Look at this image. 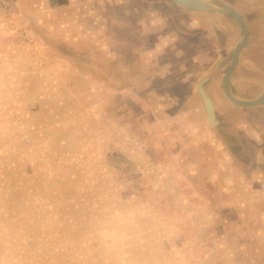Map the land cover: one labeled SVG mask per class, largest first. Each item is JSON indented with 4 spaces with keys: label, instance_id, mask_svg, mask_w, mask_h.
I'll return each instance as SVG.
<instances>
[{
    "label": "rangeland",
    "instance_id": "rangeland-1",
    "mask_svg": "<svg viewBox=\"0 0 264 264\" xmlns=\"http://www.w3.org/2000/svg\"><path fill=\"white\" fill-rule=\"evenodd\" d=\"M118 1L0 0V264H264V157L196 89L218 119V14Z\"/></svg>",
    "mask_w": 264,
    "mask_h": 264
},
{
    "label": "flooded vegetation",
    "instance_id": "flooded-vegetation-1",
    "mask_svg": "<svg viewBox=\"0 0 264 264\" xmlns=\"http://www.w3.org/2000/svg\"><path fill=\"white\" fill-rule=\"evenodd\" d=\"M240 3L249 2L219 0L217 6L214 5L218 11H211L218 14V24L216 22L213 29L218 43V136L234 153L250 150L262 152L264 156V102L242 106L234 101L253 100L264 92V21L255 23L261 19L255 13L260 9L264 11V1L258 2L261 7L236 5ZM222 4L239 14L247 32L234 66L232 55L244 33L236 17ZM255 27L263 29L255 31ZM250 128L255 135L248 131ZM240 161L246 166H261L249 154L247 158L241 156Z\"/></svg>",
    "mask_w": 264,
    "mask_h": 264
},
{
    "label": "water",
    "instance_id": "water-1",
    "mask_svg": "<svg viewBox=\"0 0 264 264\" xmlns=\"http://www.w3.org/2000/svg\"><path fill=\"white\" fill-rule=\"evenodd\" d=\"M176 4H178L179 6L186 8V9H190V10H197V11H218V7L210 5L208 3L203 2L202 0H173ZM222 6L234 17H236V19L239 21L242 31L244 33L243 39L240 42V44L236 47L233 55H232V66H234V64L236 63L237 57H238V52L240 50V48L245 44L246 42V37H247V32L244 28V25L242 23V20L239 16V14L232 9L231 7L222 4ZM218 35V33H217ZM231 66V67H232ZM208 77L209 76H204L202 77L196 86L197 89V93L202 101V104L204 106V110H205V115H206V119L208 121V123L213 126V127H218L219 125V121L216 118L215 115V110H214V105L213 102L210 98V96L208 95V93L205 90V84L208 81ZM237 104L242 105V106H251V105H258V104H262L264 102V92L257 97L256 99L253 100H248V101H242V100H234ZM232 153H234V149H231Z\"/></svg>",
    "mask_w": 264,
    "mask_h": 264
},
{
    "label": "crops",
    "instance_id": "crops-1",
    "mask_svg": "<svg viewBox=\"0 0 264 264\" xmlns=\"http://www.w3.org/2000/svg\"><path fill=\"white\" fill-rule=\"evenodd\" d=\"M131 0H119L118 2H119V4H120V6L122 5V6H124V7H127V3L128 2H130ZM219 1V0H218ZM233 1H239V2H243L244 0H233ZM261 1H264V0H253V1H247V2H249V4H251L252 5V7H255V6H257V7H261V4L260 3H258V2H261ZM117 2V3H118ZM137 3V5H135L134 7L137 9L141 4V0H137L136 1ZM140 2V3H139ZM204 2V1H203ZM148 3H150V1L148 2ZM178 5V4H177ZM210 5H213V4H210ZM236 5H243V4H236ZM179 6V5H178ZM214 6V5H213ZM181 7V6H180ZM183 8V7H182ZM184 9H186V8H184ZM187 10H190V9H187ZM255 16L256 17H258V18H261L260 20H257L255 23H261L262 21H264V11H261V9L259 10V11H257L256 13H255ZM263 28L262 27H255V31H257V30H262ZM264 30V29H263ZM144 96V94H142V97ZM257 152V151H256ZM262 154V152H257L256 154H257V156H258V154ZM252 157V156H251ZM264 157V156H263ZM255 161H257V160H255ZM257 162H259V161H257ZM260 163V162H259Z\"/></svg>",
    "mask_w": 264,
    "mask_h": 264
}]
</instances>
